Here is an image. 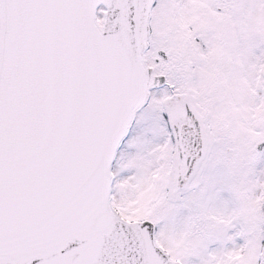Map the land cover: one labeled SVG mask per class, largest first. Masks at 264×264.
Returning a JSON list of instances; mask_svg holds the SVG:
<instances>
[{"label":"snow or ice","instance_id":"1","mask_svg":"<svg viewBox=\"0 0 264 264\" xmlns=\"http://www.w3.org/2000/svg\"><path fill=\"white\" fill-rule=\"evenodd\" d=\"M0 264H264V0H0Z\"/></svg>","mask_w":264,"mask_h":264}]
</instances>
